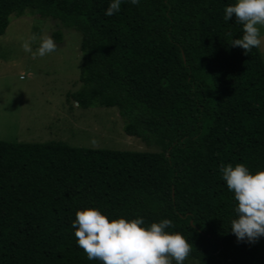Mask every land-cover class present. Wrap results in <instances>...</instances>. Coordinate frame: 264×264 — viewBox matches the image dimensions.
Segmentation results:
<instances>
[{"label":"trees","instance_id":"1","mask_svg":"<svg viewBox=\"0 0 264 264\" xmlns=\"http://www.w3.org/2000/svg\"><path fill=\"white\" fill-rule=\"evenodd\" d=\"M0 0L10 17L57 19L81 33V109L115 107L125 134L159 151L0 140V264H101L72 228L77 210L170 219L198 264H264V236L238 241L221 165L264 169V62L231 41L236 0ZM61 41V32H54Z\"/></svg>","mask_w":264,"mask_h":264},{"label":"rangeland","instance_id":"2","mask_svg":"<svg viewBox=\"0 0 264 264\" xmlns=\"http://www.w3.org/2000/svg\"><path fill=\"white\" fill-rule=\"evenodd\" d=\"M61 32L59 42L54 32ZM50 35L57 49L44 57H32L22 41ZM81 33L63 26L57 19L36 15L10 17L0 36V140L46 142L61 140L71 146L118 150L159 151L122 130L115 107L81 109L70 97L80 85L82 63ZM259 47L264 62V27H260ZM172 264H176L173 260ZM183 264H198L190 256Z\"/></svg>","mask_w":264,"mask_h":264},{"label":"clouds","instance_id":"3","mask_svg":"<svg viewBox=\"0 0 264 264\" xmlns=\"http://www.w3.org/2000/svg\"><path fill=\"white\" fill-rule=\"evenodd\" d=\"M122 0H111L105 15L120 11ZM139 5L140 0H130ZM224 19L233 15L243 27V35L231 41L232 46L241 47L245 55L262 44L260 27H264V0H236L224 10ZM40 44L33 50L35 35L22 41L25 53L44 57L57 49L54 39L44 34ZM222 178L228 190L234 193L236 218L231 220V231L238 241L256 242L264 236V169L254 174L242 163L220 166ZM72 228L78 246L89 260L101 264H183L191 252L189 241L179 232L168 231L173 222L162 219L145 227L142 217L132 220L124 217L110 219L99 209L88 207L77 210Z\"/></svg>","mask_w":264,"mask_h":264},{"label":"water","instance_id":"4","mask_svg":"<svg viewBox=\"0 0 264 264\" xmlns=\"http://www.w3.org/2000/svg\"><path fill=\"white\" fill-rule=\"evenodd\" d=\"M77 104V103H76Z\"/></svg>","mask_w":264,"mask_h":264}]
</instances>
